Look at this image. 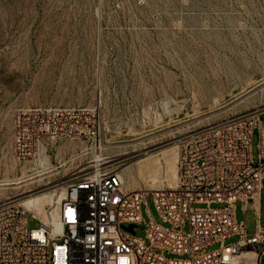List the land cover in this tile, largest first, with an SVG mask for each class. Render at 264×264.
<instances>
[{
	"label": "rangeland",
	"instance_id": "374dc122",
	"mask_svg": "<svg viewBox=\"0 0 264 264\" xmlns=\"http://www.w3.org/2000/svg\"><path fill=\"white\" fill-rule=\"evenodd\" d=\"M35 105L94 109L102 151L118 162L125 189L175 187L186 134L264 106V0H0V201L43 196L44 215L72 172L88 165L90 146L62 140L43 162L16 159L15 115ZM259 142L256 129V164ZM148 209L171 226L152 194L142 205L147 221ZM236 217L249 236L256 232L257 215L244 211L242 201ZM39 225L33 220L30 227ZM136 233L145 238L146 225Z\"/></svg>",
	"mask_w": 264,
	"mask_h": 264
},
{
	"label": "built area",
	"instance_id": "2783aa9c",
	"mask_svg": "<svg viewBox=\"0 0 264 264\" xmlns=\"http://www.w3.org/2000/svg\"><path fill=\"white\" fill-rule=\"evenodd\" d=\"M264 106L233 114L186 134L180 143L175 188L151 192L125 189L122 171L101 147V120L82 106L35 105L14 118L13 150L20 161L34 160L62 140L89 144L85 168L72 172L66 195L54 212L60 228L15 199L0 201V264H264L261 190L264 183ZM259 131L260 160L252 138ZM152 194L158 223L143 203ZM259 198V207L256 205ZM253 209L257 230L247 234L236 217L237 202ZM225 204L213 208V204ZM195 204H207L195 208ZM53 209L47 210L49 218ZM40 225L32 229L30 224ZM134 226V232L129 227ZM146 225V237L136 228ZM190 231H186V226ZM239 235L235 244L226 240ZM220 243V247H210ZM256 253V261L241 258ZM168 254L174 255L169 257Z\"/></svg>",
	"mask_w": 264,
	"mask_h": 264
},
{
	"label": "bare ground",
	"instance_id": "6f19581e",
	"mask_svg": "<svg viewBox=\"0 0 264 264\" xmlns=\"http://www.w3.org/2000/svg\"><path fill=\"white\" fill-rule=\"evenodd\" d=\"M255 108H259V107H255ZM254 108V109H255ZM250 110V109H249ZM103 146H104V142H101L100 143V147H101V149L103 148ZM43 153H45V152H43ZM43 155V154H42ZM42 155L39 157V158H37V160L38 159H40L41 160V162H43L42 160H43V158H42ZM168 156V155H167ZM158 157V156H157ZM161 157H163V156H161ZM160 157V158H161ZM154 159H156V158H154ZM154 159H152V160H154ZM155 164H157L156 162H155ZM141 168V167H140ZM126 175H127V178L129 179V182L130 183H132V172L131 171H127L126 172ZM176 176H177V181H178V167H177V170H176ZM123 178H124V183H125V180H126V178L124 177V175H123ZM177 181H176V186H177ZM175 185V184H174ZM175 186V187H176ZM175 187H172V188H175ZM169 188H171V187H169ZM62 189V188H61ZM60 189V190H61ZM64 189V188H63ZM161 189H163V188H161ZM63 192H62V194L60 195V197H58L59 198V201L56 203V205L55 206H52L51 207V209H53L52 211H53V214H54V212H55V210H56V208H57V205L60 203V201L65 197V195H66V190L64 189V190H62ZM61 192V191H60ZM42 194V193H41ZM52 195V194H51ZM51 195H49V196H51ZM30 196V195H29ZM37 196V195H36ZM56 196V195H55ZM7 199H10V198H7ZM57 199V198H56ZM49 201H53V199H52V197H50V199H49ZM56 201V200H55ZM54 201V202H55ZM23 205H25V208L26 209H28V210H30V211H33V212H35V213H37V214H39L45 221H52V223L54 224V226L56 227V228H60V224L56 221V219H55V214L51 217V218H49V220H48V217H49V215H48V213H47V209H46V211H45V214L44 215H42L41 214V207L43 206V204L45 203V198H43V196L42 197H30V198H28V199H25V200H23V201H20ZM50 205V204H49ZM46 207V206H45ZM45 209V208H44ZM34 210H36V211H38V212H36V211H34ZM49 223V222H48ZM256 253H254V252H245L242 256H241V258H246V261H251L252 263H255V261H256Z\"/></svg>",
	"mask_w": 264,
	"mask_h": 264
},
{
	"label": "water",
	"instance_id": "95a60500",
	"mask_svg": "<svg viewBox=\"0 0 264 264\" xmlns=\"http://www.w3.org/2000/svg\"><path fill=\"white\" fill-rule=\"evenodd\" d=\"M128 230L131 231V232H134V226L131 225Z\"/></svg>",
	"mask_w": 264,
	"mask_h": 264
},
{
	"label": "crops",
	"instance_id": "0c3cea01",
	"mask_svg": "<svg viewBox=\"0 0 264 264\" xmlns=\"http://www.w3.org/2000/svg\"><path fill=\"white\" fill-rule=\"evenodd\" d=\"M260 209H261V200H260Z\"/></svg>",
	"mask_w": 264,
	"mask_h": 264
}]
</instances>
